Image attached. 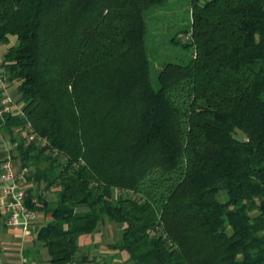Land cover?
Returning <instances> with one entry per match:
<instances>
[{"label": "trees", "instance_id": "trees-1", "mask_svg": "<svg viewBox=\"0 0 264 264\" xmlns=\"http://www.w3.org/2000/svg\"><path fill=\"white\" fill-rule=\"evenodd\" d=\"M167 1L0 0L22 104L0 129L50 264L91 262L79 240L107 221L128 264H264V0H191L157 88L147 12Z\"/></svg>", "mask_w": 264, "mask_h": 264}, {"label": "rangeland", "instance_id": "rangeland-1", "mask_svg": "<svg viewBox=\"0 0 264 264\" xmlns=\"http://www.w3.org/2000/svg\"><path fill=\"white\" fill-rule=\"evenodd\" d=\"M191 0H168L163 6H155L147 12L148 36L147 43L149 48L150 59L152 63V79L155 87L158 88V73L162 66L168 61H176L177 58L185 57L189 54L190 49H182L181 45H176L170 41V38L176 32L190 24ZM7 45L0 44V62L3 58V52ZM180 55V56H179ZM14 89H12V87ZM9 84L10 95L16 99V83ZM4 139L10 143V139L3 134ZM238 138H243L238 133ZM48 199H56V192L53 190L45 193ZM122 226L114 222L107 221L102 224L94 235V240L98 241L93 244L90 236H82L79 240V246L82 253H89L90 260L94 264H128V254L118 252L110 248V245L119 241L121 237ZM90 237V238H89ZM94 246V247H93ZM97 250V253L104 252L107 256L99 260L97 253H91L90 250Z\"/></svg>", "mask_w": 264, "mask_h": 264}, {"label": "built area", "instance_id": "built-area-1", "mask_svg": "<svg viewBox=\"0 0 264 264\" xmlns=\"http://www.w3.org/2000/svg\"><path fill=\"white\" fill-rule=\"evenodd\" d=\"M9 84L8 76L0 62V89L3 90V95L0 99V118L13 108H17L20 111L22 107V104L17 103L10 95ZM25 132L29 139H39L29 122L25 126ZM0 136V223L12 230H22L27 233L37 215L26 204L29 188V170L17 166L11 153L12 144L4 139L1 129ZM0 264H4L1 242ZM83 264L94 263L88 261Z\"/></svg>", "mask_w": 264, "mask_h": 264}, {"label": "crops", "instance_id": "crops-1", "mask_svg": "<svg viewBox=\"0 0 264 264\" xmlns=\"http://www.w3.org/2000/svg\"><path fill=\"white\" fill-rule=\"evenodd\" d=\"M50 217V214L37 212L27 233L22 230H12L0 223V242L4 254V264H50L46 249L37 239L41 227ZM121 226L123 227V225ZM97 242L95 238L93 244ZM102 251L97 253L96 249L90 250L91 253H97L99 260H103L107 256Z\"/></svg>", "mask_w": 264, "mask_h": 264}]
</instances>
